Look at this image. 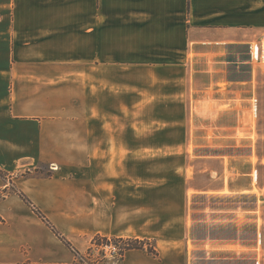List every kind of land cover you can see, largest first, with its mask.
Returning <instances> with one entry per match:
<instances>
[{"label": "crops", "instance_id": "obj_1", "mask_svg": "<svg viewBox=\"0 0 264 264\" xmlns=\"http://www.w3.org/2000/svg\"><path fill=\"white\" fill-rule=\"evenodd\" d=\"M252 32H264V0H0V193H23L80 256L102 236L155 246L119 264H264V216L250 246L248 216L201 205L250 193L253 174L235 182L233 157L201 168L194 136L137 128L139 110L170 103L244 121L251 82L224 66ZM80 263L21 197L0 203V264Z\"/></svg>", "mask_w": 264, "mask_h": 264}, {"label": "rangeland", "instance_id": "obj_2", "mask_svg": "<svg viewBox=\"0 0 264 264\" xmlns=\"http://www.w3.org/2000/svg\"><path fill=\"white\" fill-rule=\"evenodd\" d=\"M249 38L251 44L232 46L229 49V64L227 67L224 66V71L228 72L229 77L238 81L246 80L251 82L248 87L239 89L243 90L244 93L248 92L247 94H251L252 100L248 101L247 104L251 103L254 105V109L246 114L244 121H241L242 112L240 113L239 110L221 111L211 115H202L200 113L201 116L193 118L191 111H186L178 105L170 103L167 105L157 104L153 111L145 112L139 110L137 128L138 133L169 136L175 140L187 139L190 135L194 136L198 140L199 150L204 156L199 160L201 168L212 166L220 170L221 163L219 158H215V155L225 154L233 157L234 162L238 164L235 165V182L245 183L246 181L241 179V177L237 179L238 176L236 174L241 171V168H243V171H249L253 174L250 177H246L254 187L250 193L245 195L234 194L228 197H203L201 202L202 210L212 207L218 211V214H224L225 211H229V214L232 215L244 213V215L248 216L249 227L243 232L242 239L245 244L253 246L257 236V218L258 216H264V32H252ZM251 45L254 46L255 51L256 48H259L258 59L254 58L253 60ZM201 70L204 72V65H202ZM204 81L208 82L209 79ZM123 103L127 106L130 104L129 100L123 101ZM121 114H123V117L126 116L124 115L125 112ZM145 115H148L146 117L148 120L151 117L153 123L143 128V125H145L143 118L146 119ZM127 117L130 118L129 116ZM131 119L133 120V118ZM168 119L171 122L185 119L186 124L170 127L162 125V120L166 121ZM130 124L134 125L135 122L131 121ZM209 136L213 141L209 140ZM225 136L228 137L225 138ZM42 171L44 173L49 172L47 170ZM0 176L2 178L5 177L4 174H0ZM209 181V176L204 173L196 178V182L203 187ZM10 194L19 196V192L11 187L8 192L3 191L0 193V203L7 199ZM31 209L33 210L32 207ZM92 242L93 239L89 240L88 249L81 254L86 259L83 262H88L89 264H119L122 261L120 256L117 255L118 253L115 256L114 254L111 255L109 253L110 249L105 251V253H109L106 257L101 253L103 249H99L97 246L93 247V251H91ZM122 247L123 245L119 243L111 248L119 252Z\"/></svg>", "mask_w": 264, "mask_h": 264}, {"label": "trees", "instance_id": "obj_3", "mask_svg": "<svg viewBox=\"0 0 264 264\" xmlns=\"http://www.w3.org/2000/svg\"><path fill=\"white\" fill-rule=\"evenodd\" d=\"M0 174H3L0 170ZM19 196L21 199L28 204L30 207L33 208V211L50 227V229L53 231L57 237L70 249L75 252L77 256L81 259L80 262L86 261L85 257L80 256L79 252H77L73 247L72 244L64 237L62 234L53 226L50 221L46 218V216L36 207L33 205V203L23 194L19 193ZM122 244L123 247L120 249V259L123 260L125 253L132 249H139V250H147L151 255L157 256V251L155 249V246L152 242L146 241V240H135V239H123V238H107L102 236H95L93 238L92 247L90 248L91 251H93V247L98 246L101 247L102 245H114L117 246V244ZM89 264L88 262H84Z\"/></svg>", "mask_w": 264, "mask_h": 264}, {"label": "built area", "instance_id": "obj_4", "mask_svg": "<svg viewBox=\"0 0 264 264\" xmlns=\"http://www.w3.org/2000/svg\"><path fill=\"white\" fill-rule=\"evenodd\" d=\"M96 247V246H95ZM98 247V246H97ZM111 247H113V245H102L101 247H98L99 249H103V251L101 252L102 253V255L104 256V257H106V256H108L109 255V253L111 254V255H113L114 254V256H115V254H117V255H119L120 256V251L119 252H116L115 250H113ZM107 249H110L109 250V253H105V251H107Z\"/></svg>", "mask_w": 264, "mask_h": 264}]
</instances>
